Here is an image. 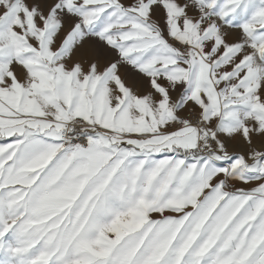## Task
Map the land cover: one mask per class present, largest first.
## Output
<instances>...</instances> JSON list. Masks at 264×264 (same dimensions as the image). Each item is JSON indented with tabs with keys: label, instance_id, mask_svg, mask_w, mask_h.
I'll use <instances>...</instances> for the list:
<instances>
[{
	"label": "snow or ice",
	"instance_id": "snow-or-ice-1",
	"mask_svg": "<svg viewBox=\"0 0 264 264\" xmlns=\"http://www.w3.org/2000/svg\"><path fill=\"white\" fill-rule=\"evenodd\" d=\"M0 264H264V0H0Z\"/></svg>",
	"mask_w": 264,
	"mask_h": 264
}]
</instances>
